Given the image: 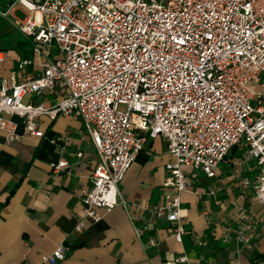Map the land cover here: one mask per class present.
Segmentation results:
<instances>
[{"label": "built area", "instance_id": "obj_1", "mask_svg": "<svg viewBox=\"0 0 264 264\" xmlns=\"http://www.w3.org/2000/svg\"><path fill=\"white\" fill-rule=\"evenodd\" d=\"M17 9L26 14L14 19L32 38L33 56L18 59L9 75L0 77V131L15 143L43 137V116L82 120L97 161L88 185L76 191L82 206L76 231L88 219L101 220L100 209L119 204L126 172L148 140L163 137L173 157L165 164L164 187L171 191L141 209L170 222L168 232L183 243L187 214L181 194L201 192L200 172L217 180L234 148L231 176L242 205L233 221L223 220L211 234L223 243L234 235L237 253L259 235L264 0H0L1 17ZM4 61L0 50V65ZM50 165L58 174L69 162L62 158ZM219 191L215 184L207 194L222 205ZM250 197L262 216L245 206ZM147 244L155 246V237ZM65 258L64 244L43 256L50 264ZM173 261L206 264L185 251Z\"/></svg>", "mask_w": 264, "mask_h": 264}, {"label": "crops", "instance_id": "obj_2", "mask_svg": "<svg viewBox=\"0 0 264 264\" xmlns=\"http://www.w3.org/2000/svg\"><path fill=\"white\" fill-rule=\"evenodd\" d=\"M19 12L23 13L17 9L0 19L10 20L20 30L16 20H11ZM25 39L14 42L7 52L1 49L5 61L0 65V77L8 76L14 63L23 57L18 44ZM41 122L43 137L25 136L8 143L6 132L0 131V264H50L43 256L59 244L66 246V258L57 264H174V258L183 251L206 264H253L256 256V264H264V222L259 235L249 245H241L239 253L235 251L234 235L223 243L211 234L223 220L233 221L242 205L237 198L240 188L231 176L234 153L222 163L217 180L199 174L197 186L201 192L181 194L187 214L182 220L187 232L183 243L168 232L170 222L141 209L157 205L164 193L171 191L164 187L168 176L165 164L172 157L163 137L148 140L126 172L119 184V204L110 211L100 209L101 220L88 219L85 228L76 231L82 215L76 191L88 185L97 151L81 119L59 116L51 120L43 116ZM162 138L161 147L156 146L155 141ZM78 152L83 156L78 157ZM62 158L68 160L69 167L55 174L50 164ZM215 184L222 205L207 194ZM245 206L262 216L261 206L252 197ZM150 235L157 241L155 246L147 244Z\"/></svg>", "mask_w": 264, "mask_h": 264}, {"label": "rangeland", "instance_id": "obj_3", "mask_svg": "<svg viewBox=\"0 0 264 264\" xmlns=\"http://www.w3.org/2000/svg\"><path fill=\"white\" fill-rule=\"evenodd\" d=\"M25 16H26V14L20 13V12L16 14V17H18L19 20H23ZM11 20H18V19H11ZM23 37H25V35L20 30L14 28L13 24L10 20L0 19V50L5 49L6 52L9 51L11 46H13L14 42H16L19 39H23ZM38 101H43V99L38 98ZM120 109H125V106L121 105ZM161 142H163V138H162V140L157 139L155 141V145L161 147V145H162ZM148 145H149V143H148ZM146 148H148V147H146ZM149 150L150 149H148V151ZM154 157L155 156H153L152 160L155 159ZM160 157L161 156L159 155V158ZM172 160H173V157H172L171 161ZM200 176H203V173L200 172ZM203 186H205V185H203Z\"/></svg>", "mask_w": 264, "mask_h": 264}, {"label": "trees", "instance_id": "obj_4", "mask_svg": "<svg viewBox=\"0 0 264 264\" xmlns=\"http://www.w3.org/2000/svg\"><path fill=\"white\" fill-rule=\"evenodd\" d=\"M32 38L30 37H26V39L22 42H19L18 44V49H20V51H22L23 57H32L33 56V51H32ZM235 152V149L233 148L231 154H233ZM258 258V256H256V258L252 259V263L256 264L257 261L256 259Z\"/></svg>", "mask_w": 264, "mask_h": 264}]
</instances>
